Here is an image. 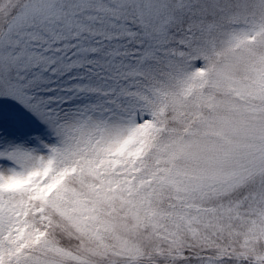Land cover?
<instances>
[{
	"label": "snow or ice",
	"instance_id": "snow-or-ice-1",
	"mask_svg": "<svg viewBox=\"0 0 264 264\" xmlns=\"http://www.w3.org/2000/svg\"><path fill=\"white\" fill-rule=\"evenodd\" d=\"M0 264H264V0H0Z\"/></svg>",
	"mask_w": 264,
	"mask_h": 264
}]
</instances>
